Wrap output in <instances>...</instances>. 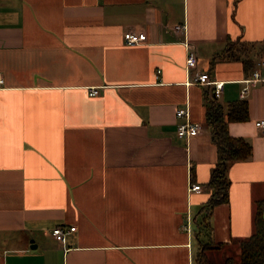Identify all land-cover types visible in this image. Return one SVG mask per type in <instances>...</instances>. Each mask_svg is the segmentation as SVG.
Returning <instances> with one entry per match:
<instances>
[{"label": "crops", "instance_id": "crops-1", "mask_svg": "<svg viewBox=\"0 0 264 264\" xmlns=\"http://www.w3.org/2000/svg\"><path fill=\"white\" fill-rule=\"evenodd\" d=\"M175 24L197 68L223 82L217 98L186 83ZM126 29L146 40L124 44ZM232 41L248 57L226 59ZM262 55L264 0H0V264H198L195 218L216 160L206 107L244 98L248 117L228 131L251 154L229 163L228 199L200 233L218 245L207 261L237 259L264 197V81L240 97ZM185 105L202 123L189 140L175 131ZM58 224L75 226L64 244Z\"/></svg>", "mask_w": 264, "mask_h": 264}, {"label": "trees", "instance_id": "trees-1", "mask_svg": "<svg viewBox=\"0 0 264 264\" xmlns=\"http://www.w3.org/2000/svg\"><path fill=\"white\" fill-rule=\"evenodd\" d=\"M235 41L229 42L225 48L226 59L248 57L245 55L248 44ZM246 49V50H245ZM244 61V60H243ZM248 117L247 101L240 98L225 104L215 99L209 101L205 111V121L211 127V141L216 147V160L210 171L207 186L210 189L209 198L204 202L195 221L198 226L200 241L197 255L198 264H212L206 260L204 251L217 248L218 245L202 240L200 233L210 230V214L214 205L227 201L230 180L227 177L228 165L231 162L243 160L251 154V144L241 136H233L228 131L231 121H244ZM253 229L249 236L238 240V257L228 256L223 264H264V197L254 201L252 218Z\"/></svg>", "mask_w": 264, "mask_h": 264}, {"label": "built area", "instance_id": "built-area-1", "mask_svg": "<svg viewBox=\"0 0 264 264\" xmlns=\"http://www.w3.org/2000/svg\"><path fill=\"white\" fill-rule=\"evenodd\" d=\"M175 30H182L184 33L183 44L186 48V58H185V69L187 71V84H201V85H211L212 86V94L214 98H217L221 94L222 84L221 80H213L210 78L209 74L205 70H199L197 68V56L194 50V47L189 42L186 37V26L185 24H175L173 26ZM123 42L126 45H135L142 43L146 40V33L142 30H132L126 29L122 33ZM159 69H157V72ZM246 83L240 91V97H244L245 93L248 90V84L257 81H264V55L258 57V59L254 62V65L251 69L250 75L243 79ZM3 82V77L0 73V83ZM89 95L98 94V87L92 86L88 88ZM175 116L178 119L176 123V134L178 137L184 138L185 140H189L190 137L199 133L202 123L193 121L190 118V112L187 105L180 106L175 109ZM254 125L260 131H264V116L257 118L254 120ZM189 192H200L202 190V186L196 182H189L188 186ZM189 228L188 226H185ZM74 225L65 226L62 224H58L53 226L50 229V234L62 244L66 241V235L69 231L74 230Z\"/></svg>", "mask_w": 264, "mask_h": 264}]
</instances>
